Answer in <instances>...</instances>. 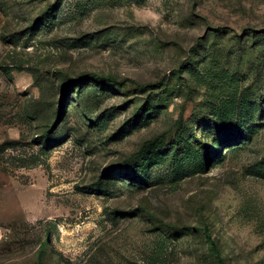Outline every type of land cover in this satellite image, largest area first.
I'll return each mask as SVG.
<instances>
[{
    "label": "rangeland",
    "instance_id": "rangeland-1",
    "mask_svg": "<svg viewBox=\"0 0 264 264\" xmlns=\"http://www.w3.org/2000/svg\"><path fill=\"white\" fill-rule=\"evenodd\" d=\"M210 240L264 264V0H0V264H221Z\"/></svg>",
    "mask_w": 264,
    "mask_h": 264
},
{
    "label": "trees",
    "instance_id": "trees-1",
    "mask_svg": "<svg viewBox=\"0 0 264 264\" xmlns=\"http://www.w3.org/2000/svg\"><path fill=\"white\" fill-rule=\"evenodd\" d=\"M85 79L96 80V81H99L101 83H104V80L102 78L98 77L96 74L80 75L75 80L78 81V82H80V81L85 80ZM64 108H65V105H64V99H63L61 101V110L64 109ZM186 154H188V151L186 152ZM137 161H139V162L142 161V162H141L140 165L135 166V167H137V169H135V170H139L141 168L139 172L142 175L136 176V172L137 171H135V173L132 174L131 176L133 178H137V180H143L145 182L147 180L146 172H147V168H148L147 167L148 166V160L145 157H139L137 159ZM126 164L127 163L121 164L120 165L121 168H125L127 166ZM115 170H118V169H116V167L115 168L108 169L107 175L111 176L113 174V172H115ZM44 247H45V245L42 244L41 245V248H40V253L38 255V264H42L43 255L45 253V251L43 250ZM210 247H211V251L214 253V255L216 256V258L218 259V261L221 263L222 262V259H221V256H220L219 249H218L216 243L214 241H212V240H210Z\"/></svg>",
    "mask_w": 264,
    "mask_h": 264
}]
</instances>
